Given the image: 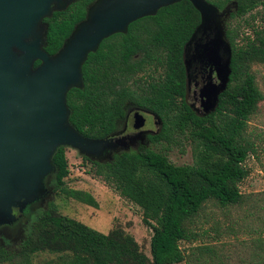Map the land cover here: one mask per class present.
Segmentation results:
<instances>
[{
	"label": "trees",
	"instance_id": "16d2710c",
	"mask_svg": "<svg viewBox=\"0 0 264 264\" xmlns=\"http://www.w3.org/2000/svg\"><path fill=\"white\" fill-rule=\"evenodd\" d=\"M94 1L78 0L44 20L49 55L61 48ZM207 1L220 10L231 9L225 24L231 73L213 112L200 116L183 100V47L200 22L187 0L131 23L126 34L103 40L82 66L83 88L67 94L69 122L85 137H108L130 107L146 108L160 117L158 138L166 139L170 132L187 135L194 157L191 165L176 166L150 148L114 153L102 162L82 156L91 164L93 176L142 211V222L152 232L150 258L123 230L103 234L60 214L49 203L35 212L25 211L24 237L16 247L0 251V264H32L39 253L54 256L42 264H180L186 258L181 243L208 235L200 224L208 205L227 210L244 203L239 184L247 178L245 163L255 153L244 133L263 100L249 69L252 63H264V0ZM257 8L262 12L260 23L254 25L257 16L251 14ZM230 21L238 22L232 26ZM241 25L249 33L240 32ZM65 149L59 148L52 159L53 193L97 209L90 194L65 186L69 175ZM256 249L250 264H264L263 238L256 239ZM197 250L201 255L215 253L206 246Z\"/></svg>",
	"mask_w": 264,
	"mask_h": 264
},
{
	"label": "water",
	"instance_id": "95a60500",
	"mask_svg": "<svg viewBox=\"0 0 264 264\" xmlns=\"http://www.w3.org/2000/svg\"><path fill=\"white\" fill-rule=\"evenodd\" d=\"M77 1L0 0V223L10 224L14 209L21 212L53 193L52 159L59 148L102 162L124 146L125 137L81 135L69 122L67 94L83 88L82 66L103 40L126 34L131 23L183 0H95L61 48L49 55L44 20ZM187 1L200 22L183 47L182 62L187 76L194 63L209 67L199 88L200 108L207 115L229 82L231 45L224 20L231 11L207 0ZM134 123L144 125L139 113Z\"/></svg>",
	"mask_w": 264,
	"mask_h": 264
},
{
	"label": "rangeland",
	"instance_id": "374dc122",
	"mask_svg": "<svg viewBox=\"0 0 264 264\" xmlns=\"http://www.w3.org/2000/svg\"><path fill=\"white\" fill-rule=\"evenodd\" d=\"M261 8L251 15L257 16L254 25L260 23ZM245 18H250L247 15ZM229 18L224 20L227 24ZM243 19L239 21L242 24ZM238 21H230L235 26ZM240 32L249 33L245 26H240ZM243 27V28H242ZM226 30V29H225ZM250 73L263 95L257 113L250 117L244 133L245 140L252 143L255 153L251 154L245 165L248 176L239 184V190L244 197V203L233 209H223L208 205L206 215L201 216L200 224L208 235L198 237L192 242L181 243L185 261L180 264H250L256 259V239H264V63L255 62L250 65ZM151 126L150 125L147 127ZM187 135L169 133L161 143L150 149L163 154L176 166L191 165L194 162L191 145ZM69 175L65 178L68 189L81 190L90 194L97 202V209L76 202L65 196L52 193L44 199L43 208L53 203L58 212L84 225L107 234L112 229L119 228L131 235L143 254L150 258V239L152 232L142 222V211L131 202L121 198L117 192L107 186L100 178L91 173V164L83 161L76 151L66 148ZM53 191V190H52ZM26 218H22V223ZM200 226V225H199ZM219 227V230L214 231ZM231 230V231H230ZM198 231V230H197ZM201 235V230L198 231ZM7 245V244H6ZM10 248L13 246L7 245ZM210 247L214 254H199V247ZM48 253L33 256L32 264H42L53 258Z\"/></svg>",
	"mask_w": 264,
	"mask_h": 264
},
{
	"label": "flooded vegetation",
	"instance_id": "af4514ba",
	"mask_svg": "<svg viewBox=\"0 0 264 264\" xmlns=\"http://www.w3.org/2000/svg\"><path fill=\"white\" fill-rule=\"evenodd\" d=\"M226 8L229 9V7ZM229 11H231V9H229ZM208 71L209 67L199 63H194L190 68L188 76L185 72L186 81L183 100L193 112L200 116H204L205 114L200 108L201 99L199 97V88L205 83ZM135 113H139L144 119V125L140 128L135 127ZM158 119L161 121V124ZM150 122L151 126L147 127L150 125ZM162 124L163 123L160 117L146 108H128L116 131L108 135V138L114 139L125 137L124 146L119 147V149L112 154L122 151L138 152L141 148H151L153 145L161 143L164 139L158 138V136L160 135ZM44 202L45 200L35 202L29 206H26L21 210V212H19L18 209H14L13 214L15 215L16 219L10 224L0 223V251H2L5 247H9L7 245L11 244L13 247H16L21 242L24 237V228L26 226V221L22 223V218L25 216V211L35 212L37 210L36 207H41Z\"/></svg>",
	"mask_w": 264,
	"mask_h": 264
}]
</instances>
